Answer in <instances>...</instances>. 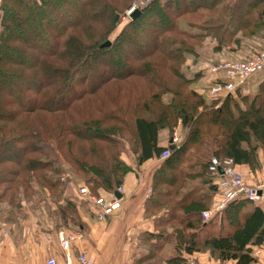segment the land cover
<instances>
[{
    "label": "trees",
    "instance_id": "obj_1",
    "mask_svg": "<svg viewBox=\"0 0 264 264\" xmlns=\"http://www.w3.org/2000/svg\"><path fill=\"white\" fill-rule=\"evenodd\" d=\"M132 1H1L0 201L10 190L29 193L22 200L11 195L3 210L21 212L36 184L57 207L46 214L56 230L85 232L79 209L90 206L97 219L98 208L79 196L70 176L61 180L62 165L100 196L156 159L160 166L145 209L162 214L156 238L175 244L167 264H185L181 250L203 263L262 264L256 255L264 251L262 204L240 199L209 222L202 215L221 200V173L209 169L213 157L264 173V78L253 95L241 89L216 109L217 102L196 88L202 74L188 75L184 66L205 38L217 50L263 39L264 0H156L120 28ZM62 8L71 21L61 18ZM154 26L153 46L141 50ZM45 37L51 44L39 46ZM106 42L111 44L103 48ZM124 51L139 56L127 61ZM104 58L112 68L101 72ZM133 77L143 78L147 90L141 82H132L135 94L112 89V81ZM178 128L185 142L161 160L166 148L159 147V132Z\"/></svg>",
    "mask_w": 264,
    "mask_h": 264
},
{
    "label": "crops",
    "instance_id": "obj_2",
    "mask_svg": "<svg viewBox=\"0 0 264 264\" xmlns=\"http://www.w3.org/2000/svg\"><path fill=\"white\" fill-rule=\"evenodd\" d=\"M262 49H264V38L253 43L248 42L244 45L242 43L238 49L228 47L221 50L215 48L210 38H205L202 47L195 54L187 56V64L191 72L202 74L196 86L198 92L204 95L206 88L220 81L221 74L210 72L211 66L207 65L209 61L217 64L220 61L247 59ZM257 88L258 83L249 82L242 92L256 93ZM172 136L168 129L160 131L159 147H169ZM159 166L160 161L154 159L127 174L121 185L125 189L121 209L106 221L100 222L96 219L90 211V206L88 212L86 209H79L81 220L86 225L84 238L71 243L68 251L61 247L58 234L63 232L69 235L72 232L56 230L52 219H47L48 215H45L44 222L31 215L12 223L3 219L4 213L2 215L3 211H1L0 264H46L45 260L48 258H55L62 264H78L77 259L83 252L97 264H167L173 257L175 244L170 239L156 238L160 231L155 229V224L162 214L153 215L145 209L146 201L151 198L154 173ZM239 170L244 174L245 181L249 185L256 184L264 176V173L254 174L243 169ZM115 192L102 191L100 196L109 199L115 196ZM210 219L203 221L206 223ZM165 232L171 234L172 230L167 229ZM261 252L264 263V251ZM180 255L183 261L184 255L195 256L189 255L184 250L180 251Z\"/></svg>",
    "mask_w": 264,
    "mask_h": 264
},
{
    "label": "built area",
    "instance_id": "obj_3",
    "mask_svg": "<svg viewBox=\"0 0 264 264\" xmlns=\"http://www.w3.org/2000/svg\"><path fill=\"white\" fill-rule=\"evenodd\" d=\"M156 0H135L131 9L127 12L129 18L137 10L141 11L147 8L151 3ZM132 19V18H131ZM208 66H211V73L221 74L220 81L210 85L204 92L206 99L217 102L216 109H218L222 102L229 96L235 95L244 86L249 84L253 78H257L259 75L264 74V49L254 53L247 59H234L220 61L217 64L209 61ZM184 142L183 136L177 131L174 132L171 142L165 149V152L161 156V160H165L170 155V145L178 147ZM211 172L221 173L220 186V202L212 208L211 211L203 213V219L209 220L214 215H220L225 208L235 202V200L247 199L254 203H260L264 206V176L254 185L246 183L243 173L237 168L232 159L226 158L219 160L218 158H212L209 167ZM62 181H68V177H62ZM117 192L121 195V198L112 196L107 199L102 196L92 195L89 188L86 185L78 186V193L81 198H84L94 204L98 208L97 219L100 222L106 221L108 217H112L117 211L121 209L122 197L125 195V189L120 187ZM61 247L64 250H69L71 243L82 240L84 238L83 232H74L69 235L59 232L58 234ZM257 256H261L260 250L256 251ZM187 256V255H186ZM78 264H97L95 260L90 258L87 253L83 252L78 257ZM46 264H62L55 258H48ZM185 264H210L203 263L195 259L193 256L185 257ZM264 264V263H262Z\"/></svg>",
    "mask_w": 264,
    "mask_h": 264
},
{
    "label": "rangeland",
    "instance_id": "obj_4",
    "mask_svg": "<svg viewBox=\"0 0 264 264\" xmlns=\"http://www.w3.org/2000/svg\"><path fill=\"white\" fill-rule=\"evenodd\" d=\"M1 1L0 0V5H1ZM135 0H133L131 2V4L125 9L124 13L121 14V17H120V21H121V27L124 26L125 24H127L128 22H130L132 19L129 18L127 16V12L129 11V9H131V6L134 4ZM74 5V4H73ZM264 5V3H262V6ZM72 6V5H71ZM75 8V7H74ZM77 9V8H75ZM67 10L65 8H62L59 10V14L61 16V18L65 21V22H68L69 20L71 21L72 20V16L71 14L67 13L66 12ZM54 18L55 17H51L50 18V25H53V21H54ZM158 26H154L153 28H150L151 31H148L147 33V37L145 38L146 41L143 43V45H140V48L141 50H146V49H149L153 46V42H152V35L154 33V29H157ZM119 28V29H120ZM144 30V29H143ZM120 30H118L117 32H119ZM52 40L50 37H45L44 41H38L39 46L42 45V44H51ZM174 49L178 50V46L174 47ZM198 51V50H197ZM124 56L126 58L127 61L131 60L132 57H137L139 56V54H137L136 52H128V51H124ZM112 53L109 55V57H111ZM155 59H158V57H156ZM30 63V62H29ZM99 64V63H98ZM112 68V64L110 62V58H104L103 61H101L100 65H99V69L101 72H106L108 71V69H111ZM184 71H186V73L189 75V74H193V72H191V69L188 67V64L186 63V66H184ZM91 74V72H89ZM96 79H100L98 76H95ZM264 78V74H261L259 75L257 78H253L250 82L251 83H259L262 79ZM132 82H138L140 83L141 82V85H142V88L146 91L147 90V85L145 83V81L143 80V78H134L133 79H128L127 81H123V82H119L117 80H114L111 82V86H112V89H114L116 91V87H118L119 89H121V93L123 94H127V93H130V94H135V92L133 91V84ZM248 94H254V93H248ZM87 100L91 101L92 100V97L91 98H87ZM208 100V99H207ZM51 119H52V116H49ZM177 131L183 136L184 138V142H185V139H186V133L181 130V129H177ZM70 176L71 177V180L70 181H74V182H77L78 183V186H81V184H83L80 180H78L71 172L70 170H68L67 167H65V165H62V176ZM62 180V179H61ZM77 188V187H76ZM34 189H35V192H34V195L31 196V200L30 202L28 203H22V208L23 210L21 212H18V210L16 208H12L13 211H12V214H9V209H4L3 208H8L10 206H6V204H8V202H6L10 197L11 195H18V200L22 198H24V196H28L29 193L24 189V188H21V190H10V191H7V195L1 199L0 201V212L1 210H3L4 212H2V215H3V219L5 220H9V221H17V220H23V219H26L28 217H30L31 215L32 216H36V218L42 220V222H44L45 220V215L48 213V211L51 209V210H56V205H53L52 204V201L49 199V195L47 193L46 190L44 189H41V187H39L38 185H34ZM3 188L0 189V193L2 192ZM20 191V193H19ZM74 191V190H73ZM18 192V193H17ZM74 194H75V191H74ZM76 196V194H75ZM77 199V198H76ZM19 202V201H17ZM83 204V203H81ZM85 207H87L86 204H83ZM11 213V212H10ZM50 217H48L49 219ZM44 224V223H43ZM172 227L173 228H177L179 229L180 227L175 223L173 222L172 223ZM195 259L199 258L196 256H193ZM199 260V259H197Z\"/></svg>",
    "mask_w": 264,
    "mask_h": 264
},
{
    "label": "water",
    "instance_id": "obj_5",
    "mask_svg": "<svg viewBox=\"0 0 264 264\" xmlns=\"http://www.w3.org/2000/svg\"><path fill=\"white\" fill-rule=\"evenodd\" d=\"M141 14H142V12L141 11H139V10H137V11H135L134 13H133V15H132V20H136L137 18H139L140 16H141ZM110 44H111V42H106L105 43V45H103L102 47L103 48H105V47H108V46H110ZM175 148V146H173V145H170V149L171 150H173ZM115 196L117 197V198H121V195L116 191L115 192Z\"/></svg>",
    "mask_w": 264,
    "mask_h": 264
}]
</instances>
